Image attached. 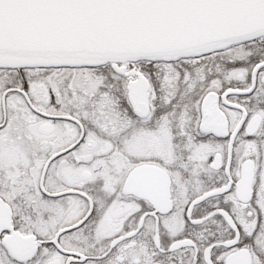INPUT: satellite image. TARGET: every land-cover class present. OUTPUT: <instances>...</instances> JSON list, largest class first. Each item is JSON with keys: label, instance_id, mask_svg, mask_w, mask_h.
Wrapping results in <instances>:
<instances>
[{"label": "snow or ice", "instance_id": "obj_1", "mask_svg": "<svg viewBox=\"0 0 264 264\" xmlns=\"http://www.w3.org/2000/svg\"><path fill=\"white\" fill-rule=\"evenodd\" d=\"M0 264H264V0H0Z\"/></svg>", "mask_w": 264, "mask_h": 264}]
</instances>
